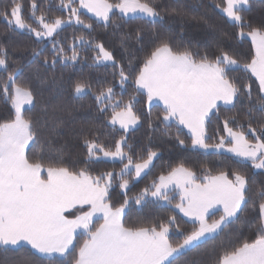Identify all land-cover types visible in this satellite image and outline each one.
<instances>
[{"label": "snow or ice", "instance_id": "snow-or-ice-1", "mask_svg": "<svg viewBox=\"0 0 264 264\" xmlns=\"http://www.w3.org/2000/svg\"><path fill=\"white\" fill-rule=\"evenodd\" d=\"M59 5L62 11L67 10V18L49 20L36 0H31V17L38 27L25 22L18 0L0 7V18L10 28L26 31L44 45L32 50L31 65L54 71L59 64H75L81 60L75 43L78 40L80 49L96 52L94 62L113 69L120 95L129 82L134 86V94L124 101L117 99L118 93L108 82L95 88L86 80L72 83L74 98L92 96L100 113L111 112L108 123L123 130L114 150L106 148L98 135L82 132L89 161L100 159L102 154L119 161L121 167L118 173L93 175L87 167L67 166L63 150H53L50 143L48 149L55 159L45 154L43 126L28 115L36 109V94L30 86L17 82L14 73L18 69L10 67L8 51L0 46V70L7 76L0 84V93L13 109L10 118L0 122V251L20 253L17 264H182V257L202 239L223 236L230 225H240L235 242L222 249L215 264H264V186L254 188L256 181H249L246 173L236 168L231 170V178L228 171L214 174L212 168H206L198 177L181 163L131 199L135 205H173L172 194L179 190L174 208L192 221L190 232L181 230L175 215L148 225L130 226L125 220L130 181L150 174L159 155L149 148L144 156L134 159L133 147L127 142L125 134L141 123L133 110L139 102L137 95L146 97V120L153 132L174 138L183 147L181 135L187 129L192 149L219 156L231 153L241 168L251 165L264 174V24L246 20L244 13L250 0H224L223 7L215 5L238 30L237 40L250 39V54L244 62L224 47L233 39L232 33L221 31L209 50L192 41L174 44L171 29H165L167 34L153 32V41L145 49L142 29L121 31L123 26L116 23L114 10L125 24L143 22L151 26L162 24L166 15H187L182 7L163 6L160 0H59ZM80 9H86L103 27L114 28L125 50V41L140 44V63L134 67L129 60L126 69L103 43L83 34L67 46L56 39L65 25L93 30V24L81 18ZM192 19L216 31L206 17ZM234 73H244L247 79L241 82ZM153 101L163 104L155 118ZM26 105L31 106L27 111ZM241 116L246 123L241 122ZM213 120L222 126L210 134L208 125ZM30 145L40 150L35 158L30 154ZM115 189L123 195L118 206L112 202ZM249 213L251 220L246 219ZM242 229L254 235L249 238ZM172 232L179 233L175 242ZM78 234L82 242L77 240Z\"/></svg>", "mask_w": 264, "mask_h": 264}, {"label": "trees", "instance_id": "trees-1", "mask_svg": "<svg viewBox=\"0 0 264 264\" xmlns=\"http://www.w3.org/2000/svg\"><path fill=\"white\" fill-rule=\"evenodd\" d=\"M18 2L22 4L21 14L25 22L32 24L33 27H38V22L31 17V0H18ZM10 3L11 0H0V7ZM36 3L46 14V19L51 20L57 16L67 18V10L62 11L60 9L59 0H36ZM160 3L163 6L182 7L187 15L183 18L166 15L162 24L151 26L143 22L125 24L123 20L118 18L119 13L116 12V23L123 26L121 31L131 32L137 28L142 29L143 47L145 49L153 41V32L167 34L164 31L165 29H171L170 38L174 44H179L181 41H192L199 48L209 50L214 47V37L218 36L221 31L232 33L233 39L225 42L224 47L231 49L232 54L236 55L242 62L247 60L251 50L250 39L243 42L237 40L235 33L238 30L232 27V22L227 19L219 8L215 7L217 4L223 7L224 0H160ZM244 15L246 20L254 25L264 24V0H251ZM202 16L206 17L208 24L214 26L215 32L210 31L204 22L192 19V17L199 18ZM81 18L87 23H92L93 30L83 29L79 25H68L59 31L56 39L67 46L73 43L75 36L83 34L87 39L103 43L126 69L129 60L132 61L134 67L140 63L142 58L140 44L135 41H125L127 49L125 50L121 47L120 37L114 28L103 27L100 22L84 12H81ZM75 43L81 55V60L75 64L70 63L67 66L59 64L54 71L43 66L31 65L29 61L32 50H39L44 45L38 44L35 37L28 32H20L10 28L7 21L0 18V46L5 47L8 51L10 67L18 69L14 73L17 82L30 86L37 97L36 109L28 112V115L34 121H39L43 126L42 146L45 154L49 155L51 159H55L48 149L50 143L53 150H63V160L67 166L77 169L87 167L93 175L107 171L118 173L121 167L120 162L99 159L89 161L81 133L89 132L98 135L99 141L106 148L114 150V145L120 139L123 131L113 128L108 123L111 112L106 110L107 115L100 113L92 96H88L86 99L74 98L72 83L76 80H86L95 88L101 83L108 82L112 84L114 90L118 93L117 99H123L124 101H127L129 96L134 94V86L129 82L122 95H120L121 89L118 78L113 79V69L107 64L94 62L93 57L96 52L80 49L78 40ZM48 53L50 56V47ZM233 75L241 82L247 79V75L244 73H234ZM6 79V74L3 70L0 71V84ZM136 100L139 102L134 104L133 110L141 117V123L135 130L125 134L128 137L127 142L133 147L134 159L144 156L149 148L157 151L159 155L154 160L150 174H146L138 181L133 179L130 181L129 208L125 211L127 224L130 226L148 225L154 222L167 221L170 216L175 215L182 231L190 232L192 230V222L185 219L174 208V204L179 202L178 196H172L173 205L168 206L161 203L144 206L135 205L131 202L133 197L139 195L159 175H167L171 168L178 167L181 163L195 171L198 177L202 176L206 168H212L214 174H218L220 170L228 171L231 178V170L236 168L246 173L249 181H256V185H253L254 188L257 185L264 186V174L259 170H254L251 165L241 168L240 165L235 163L237 158L233 155L224 153L223 156H219L192 149L190 147V136L185 129H183L181 135V138L185 140V146L183 147L179 146L174 138L170 139L153 132L146 120V113L149 109L146 97L137 95ZM162 109L163 107L159 105H153L151 107L153 118L160 114ZM12 111L11 105L5 102L3 94L0 93V122L10 118ZM221 115H225V113ZM227 115H231V113H227ZM240 120L242 123L247 122L242 116ZM218 126H222L221 122L213 120L208 125L210 134ZM175 132L176 128L173 126V136ZM29 148L32 149L30 154L34 158L40 154V150L35 149L32 145ZM112 195L113 204L118 206L123 200L121 191L115 189ZM246 219L251 220L252 214L249 213ZM240 227V225H230L228 232L233 233V235L230 236L226 232L223 236L210 237L199 243L195 249L188 251L182 257V264H215L216 259L221 255L222 249L231 247L235 242L236 236L239 235L236 229ZM242 230L249 238L254 235L252 232H247L246 229ZM170 236L175 242L179 238V233L172 232ZM77 240L82 242L79 235ZM29 252H33V250L29 249ZM20 259L21 255L18 252L13 251L5 254L0 251V262H3V264H17Z\"/></svg>", "mask_w": 264, "mask_h": 264}, {"label": "rangeland", "instance_id": "rangeland-1", "mask_svg": "<svg viewBox=\"0 0 264 264\" xmlns=\"http://www.w3.org/2000/svg\"><path fill=\"white\" fill-rule=\"evenodd\" d=\"M114 11L118 13V10H114ZM80 12H84V13H86L87 15H89L91 18H93V19L96 20V18L93 17L91 13H88L86 9H80ZM66 26H68V25H65L64 27H66ZM16 30H18V29H16ZM18 31H20V30H18ZM20 32H26V31H20ZM99 64H103V63H99ZM0 71H2V70H0ZM30 107H31V106H27V105L25 106L26 109H27V108H30ZM139 125H140V124H139ZM139 125L135 126V127L132 128L130 131L135 130ZM112 127H113V126H112ZM115 128L119 129V126L116 125ZM119 130L123 131L122 129H119ZM130 131H129V132H130ZM127 133H128V132H127ZM202 151H203V150H202ZM227 154H231V153H227ZM231 155H232V154H231ZM100 156H101V158H100L99 160H106V161H111V162H119V161H112V160H110V159H108V158H104V157L102 156V154H100ZM153 163H154V161H153ZM152 166H153V165H152ZM151 168H152V167H151ZM145 175H146V174H142L141 178H143ZM141 178H139V179H133V180H134V181H138V180H140ZM172 196H178V197H179V190H176V192L173 193ZM160 203L163 204V205H165V206H168V205H166L164 202H160ZM125 211H126V210H125ZM78 235H79V234H78Z\"/></svg>", "mask_w": 264, "mask_h": 264}, {"label": "crops", "instance_id": "crops-1", "mask_svg": "<svg viewBox=\"0 0 264 264\" xmlns=\"http://www.w3.org/2000/svg\"><path fill=\"white\" fill-rule=\"evenodd\" d=\"M251 1V0H250ZM153 105H159V106H161V107H163V104H162V102H157V101H153ZM152 105V106H153ZM186 131H187V129H185ZM176 209V208H175ZM185 219H187L189 222H192V221H190L189 220V218L188 217H185L184 215H183V213H181L180 211H179V209H176ZM210 238V237H209ZM206 239H208V238H206ZM206 239H202L199 243H201V242H203L204 240H206ZM198 243V244H199ZM34 251V250H33Z\"/></svg>", "mask_w": 264, "mask_h": 264}]
</instances>
